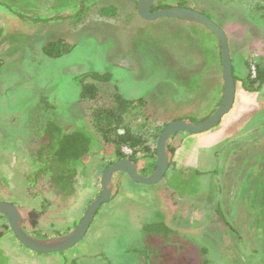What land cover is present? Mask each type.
Masks as SVG:
<instances>
[{
	"label": "rangeland",
	"instance_id": "obj_1",
	"mask_svg": "<svg viewBox=\"0 0 264 264\" xmlns=\"http://www.w3.org/2000/svg\"><path fill=\"white\" fill-rule=\"evenodd\" d=\"M138 1L0 0V200L20 208L33 236L39 230L47 238L58 236L57 230L68 233L101 193L100 182L92 188L93 170L107 153L95 145L92 152L101 151L89 156L72 197L56 196L45 182L28 190L25 181L48 122L65 132L85 127L98 139L79 78L110 74L106 83L84 80L98 87L107 104L116 91L129 101L145 99L143 107H131L127 122L151 147L174 115L198 114L202 120L222 101L220 78L209 70L220 53L216 38L181 20L144 21L137 15ZM162 2H184L221 26L239 79L264 66V0ZM110 7L115 14L106 16ZM59 40L71 44L72 53L57 60L45 56L44 47ZM195 65L198 69L191 70ZM236 86L233 110L216 128L170 139L168 176L158 185L116 175L112 200L71 250L33 253L0 216V264H127L123 247L139 249L134 241L154 221L191 248L183 252V264H264V86L257 93L246 91L242 82ZM137 164L146 177L156 158L144 152ZM182 176L190 186H181ZM39 191L51 206L34 227L31 215L43 202L31 195ZM159 257V264L173 263L169 256Z\"/></svg>",
	"mask_w": 264,
	"mask_h": 264
},
{
	"label": "trees",
	"instance_id": "obj_2",
	"mask_svg": "<svg viewBox=\"0 0 264 264\" xmlns=\"http://www.w3.org/2000/svg\"><path fill=\"white\" fill-rule=\"evenodd\" d=\"M175 6L192 8L208 15L205 11L189 6L184 2H179ZM170 7L172 6L163 4L162 0H157L152 11L154 12L159 9ZM84 11V9L81 10L79 15L81 16ZM114 14L115 9L113 7H110L105 13L106 16H112ZM80 16L78 17V22H80ZM35 22L39 23L41 21L37 19ZM184 23L209 32L200 25L186 21H184ZM209 46L212 47L211 45ZM73 49L74 47L68 42L59 40L47 44L42 52L48 58L57 60L71 54ZM216 54L217 57L214 58V63L209 70L212 72V75L217 76L218 74V77L220 78V88H218V90L219 92H222L223 78L220 70L221 53L218 51ZM190 69L196 70L198 67L195 65ZM234 76L236 84L242 82L243 87L248 92L257 93L261 87L264 86V66L262 65H259V67L255 69L254 74H250L245 79H239L236 74H234ZM87 78H91L95 83H106L111 80V75L108 73L86 74L77 81L82 84L81 100L90 109L98 139L89 133L85 127H78L72 132H65V129L62 126H59L55 122H48L39 135V147L31 159L32 170L25 175V181L29 183L28 190H32L33 187L40 182H45L49 191L53 192L56 196L61 197L64 200L72 197L77 191L80 176L84 175L85 177L89 156L96 155L101 151L92 152L94 145L96 147L99 146L103 152L107 153V157L100 158V161L95 165L98 167H95L93 170V189L96 186V183L99 184L103 172L119 160L129 158L138 163L140 160V154L144 152L149 159L156 158V147L148 145V141L143 134L134 130L127 122L131 107L135 109L143 107L146 100L140 99L138 101H129L116 91L110 104H107V102L103 101L98 87L93 82L84 81ZM214 80H216L215 77ZM212 114L213 111L207 114L202 120L208 118ZM180 119L190 120L194 123L202 121L198 117V114L189 115L187 113L174 115L172 121ZM167 124L168 122L164 123V125L161 126V130H163ZM127 150H129L131 154H127ZM108 159H110V161L107 163L106 160ZM101 162L104 164H101ZM167 176L168 175H166L165 178ZM182 180L183 182H181V186H190L191 182L185 181L184 176H182ZM31 196L41 197L43 202L41 204V211H33L34 213L31 215V223L36 227L39 223V218L42 214L46 213L47 209L51 206V203L44 197L45 195L41 191L33 193ZM54 232L58 236L61 235L58 230ZM35 234L36 237L47 238L44 235H41V230L35 232Z\"/></svg>",
	"mask_w": 264,
	"mask_h": 264
},
{
	"label": "water",
	"instance_id": "obj_3",
	"mask_svg": "<svg viewBox=\"0 0 264 264\" xmlns=\"http://www.w3.org/2000/svg\"><path fill=\"white\" fill-rule=\"evenodd\" d=\"M156 2L157 0H139L136 3L138 17L148 22L163 19L191 22L207 29L218 41L223 78V95L219 107L208 118L196 123L185 119L169 122L157 139L156 167L150 175L142 176L139 173L138 164L129 158L119 160L108 167L100 178L101 193L87 207L83 218L76 227L64 235L52 238H39L31 235L26 228L29 219L24 217L20 208L15 204L0 200V216L5 219L18 243L29 251L39 255H53L67 252L77 246L88 234L101 207L112 200L116 175L124 174L131 182L146 187L158 185L170 168L171 154L168 149L170 139L183 133L191 135L207 133L216 128L223 118L233 110L237 86L229 40L225 30L208 15L192 8L172 6L153 12L152 8Z\"/></svg>",
	"mask_w": 264,
	"mask_h": 264
},
{
	"label": "flooded vegetation",
	"instance_id": "obj_4",
	"mask_svg": "<svg viewBox=\"0 0 264 264\" xmlns=\"http://www.w3.org/2000/svg\"><path fill=\"white\" fill-rule=\"evenodd\" d=\"M30 224H32L30 222ZM162 222H148L140 232V237L134 241V246L123 247L122 259L130 263L159 264V256H169L174 264H183L181 259L183 252H187L185 240L176 238L173 233H166V227H159ZM200 250V249H198ZM169 263V264H173ZM200 263L201 260H200Z\"/></svg>",
	"mask_w": 264,
	"mask_h": 264
},
{
	"label": "clouds",
	"instance_id": "obj_5",
	"mask_svg": "<svg viewBox=\"0 0 264 264\" xmlns=\"http://www.w3.org/2000/svg\"><path fill=\"white\" fill-rule=\"evenodd\" d=\"M127 151H129V150H127ZM127 153V152H126ZM127 154H129V153H127ZM130 154H131V152H130Z\"/></svg>",
	"mask_w": 264,
	"mask_h": 264
},
{
	"label": "built area",
	"instance_id": "obj_6",
	"mask_svg": "<svg viewBox=\"0 0 264 264\" xmlns=\"http://www.w3.org/2000/svg\"><path fill=\"white\" fill-rule=\"evenodd\" d=\"M128 153V152H127Z\"/></svg>",
	"mask_w": 264,
	"mask_h": 264
}]
</instances>
